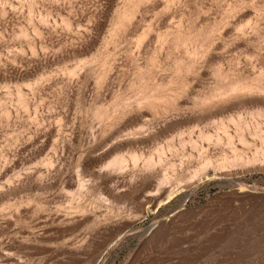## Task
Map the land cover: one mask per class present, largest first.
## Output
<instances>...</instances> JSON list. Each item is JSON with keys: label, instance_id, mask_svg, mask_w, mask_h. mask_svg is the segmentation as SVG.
<instances>
[{"label": "rangeland", "instance_id": "1", "mask_svg": "<svg viewBox=\"0 0 264 264\" xmlns=\"http://www.w3.org/2000/svg\"><path fill=\"white\" fill-rule=\"evenodd\" d=\"M0 264H264V0H0Z\"/></svg>", "mask_w": 264, "mask_h": 264}, {"label": "bare ground", "instance_id": "2", "mask_svg": "<svg viewBox=\"0 0 264 264\" xmlns=\"http://www.w3.org/2000/svg\"><path fill=\"white\" fill-rule=\"evenodd\" d=\"M153 164V163H152Z\"/></svg>", "mask_w": 264, "mask_h": 264}]
</instances>
